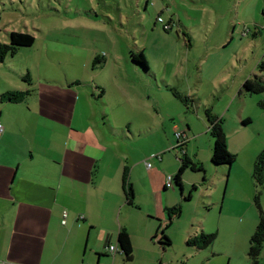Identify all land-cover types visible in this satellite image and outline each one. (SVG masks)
Returning <instances> with one entry per match:
<instances>
[{
    "label": "rangeland",
    "instance_id": "374dc122",
    "mask_svg": "<svg viewBox=\"0 0 264 264\" xmlns=\"http://www.w3.org/2000/svg\"><path fill=\"white\" fill-rule=\"evenodd\" d=\"M261 23L264 0H0V42L8 43L11 31L29 32L35 38L32 45L17 47L0 62V85H27L26 74L36 87H41L39 81L66 84L79 77V89L89 92L83 83H102L103 101L117 110L111 121L121 137L123 128L131 138L135 158L155 166L158 154L182 156L180 148L174 149L175 133L185 131L188 156L196 160L198 151L204 161V171H184L182 191L174 188L180 215L173 216L165 230L171 245L149 254L141 247L132 260L121 252L115 257L103 254L102 264H227V258L212 252L236 249L229 243L242 235L241 224L247 218L236 214L246 205L244 187L252 166L247 161L253 147L251 160L264 148V92L241 90L243 77L259 75L257 64L264 60ZM129 51L143 52L148 68L139 66L142 73L127 58ZM96 55L107 57L102 69H91ZM206 109L222 119L227 149L235 155L231 165L208 159L207 142L213 144L214 139ZM96 110L91 103L89 112L94 115ZM134 117L137 126L146 124L147 129L132 127L131 133L124 127V120ZM247 118L250 121L244 124ZM121 137L115 143H129ZM168 140L172 149L159 150ZM118 149L122 150L106 147L105 155L117 157ZM226 185L235 191L224 197ZM261 201L264 206V193ZM201 232L216 233L212 245L204 249L187 245L189 237ZM79 235L89 251L85 234ZM93 242L104 250L105 242ZM240 251L235 250L231 264L250 260L247 250ZM84 263L96 260L84 258Z\"/></svg>",
    "mask_w": 264,
    "mask_h": 264
},
{
    "label": "crops",
    "instance_id": "0c3cea01",
    "mask_svg": "<svg viewBox=\"0 0 264 264\" xmlns=\"http://www.w3.org/2000/svg\"><path fill=\"white\" fill-rule=\"evenodd\" d=\"M105 58L107 60L106 55ZM89 65L87 58L85 67ZM132 66L141 72L138 65ZM81 82L79 77H73L66 84L49 85L39 81L42 88L34 85L35 94L26 100L18 103L0 100L3 127L0 135V264H88L84 263V258L102 264L103 254L115 257L119 253L113 254L108 246L119 247L117 235L121 228L130 236L132 259L141 247L143 254L166 248L152 237L160 224L168 222L166 208L177 206L176 187L172 180L167 183L166 178L176 173L180 155L161 154L158 163L147 168L145 159L133 156L131 138L124 134L123 128L121 137L118 127L113 125L111 118L117 113L116 107L103 101L104 97L95 98L96 86H102L105 93L106 85L83 83L90 87L88 92L79 89ZM0 86L3 88L0 94L27 88V85L10 83ZM27 101L30 102L26 104ZM91 103L97 107L94 115L89 112ZM137 123L135 117L125 119L124 127L131 133L132 127L139 130L148 127L146 124L137 126ZM119 137L129 143L118 145L115 142ZM116 145L122 149L116 152L119 155L107 158L106 147L111 146L112 152ZM171 146L168 140L159 150ZM212 147V141L208 140V159ZM197 152H194L197 159H191L202 164L204 161ZM253 154L254 147L247 161L252 166ZM252 166L247 171L249 183L244 187L246 205L236 209L240 211L236 214L247 216L241 224L242 235L235 243H229L236 244V249L230 246L212 252L213 256L227 258V264L232 263L235 250L248 249L258 221L259 213L252 201L256 190ZM125 170L133 186L134 205H129L124 196ZM227 191L231 195L235 189L226 185L224 197ZM260 202L264 213L261 198ZM65 210L68 216L66 224H62ZM76 229L83 231L76 232ZM79 234H85L86 245L91 244L89 251L82 246ZM94 239L105 242L104 250L97 249ZM260 258L264 263V244ZM244 264H251L250 260Z\"/></svg>",
    "mask_w": 264,
    "mask_h": 264
},
{
    "label": "trees",
    "instance_id": "16d2710c",
    "mask_svg": "<svg viewBox=\"0 0 264 264\" xmlns=\"http://www.w3.org/2000/svg\"><path fill=\"white\" fill-rule=\"evenodd\" d=\"M163 28L166 30L165 26ZM34 40V36L29 32L11 31L9 33V42H0V62H3L8 54H14L17 47L30 46L34 43ZM127 58L132 62L131 64L138 65L141 68L143 67L145 69L148 68L146 59L142 51H129ZM105 61V55H96L93 58L91 69H95V67L102 68L105 64ZM257 69L259 71V75L257 73H254L253 75H249L244 79L241 86L242 91L249 94H257L264 92V77L262 75V72L264 71V60L259 61V63L257 64ZM25 78L28 80L27 88L25 90H12L3 92L2 94H0V100L3 102L18 103L34 95L36 88L33 86L31 78L28 77V74L25 75ZM96 88L98 89L99 93L97 95L95 94V98H101L102 95H104V88L102 86H96ZM205 114L209 123V132L214 139L210 158L211 162H213L214 164L231 165L235 160V155L227 149L222 119L212 114L208 109L205 110ZM249 121V119H246L243 120V123L246 124ZM184 145L185 143L181 145H176L174 147V149L180 148L182 156L180 155V165L176 173L171 176L174 186H177L180 191L182 190V174L186 169H191L193 171H204V168L201 163L194 162L191 158L186 155ZM251 175L256 188L253 201L258 210L259 216L256 227L249 238L247 255L250 259L251 264H263L260 258V254L264 244V213L262 210L260 198L264 193V148L261 149L260 152L256 155V158L253 162ZM122 187L126 202L129 205H134V190L132 184L128 180L127 170H125V173L123 174ZM193 188L195 187L193 186ZM188 198H190V196ZM166 213L168 217V222L165 223L163 226L161 224L160 226H158L157 232L152 237V239L157 238V236L159 235L157 242L164 246H170L171 240L165 233V230L169 227L171 223V218L173 216L178 217L180 215V207L173 206L170 208H166ZM215 239V232H201L197 235L189 237L186 243L187 245L196 247L197 249H203L212 245ZM117 242L121 249V253L125 257V259L131 260L133 258L132 243L130 240V236L125 228H121L119 230L117 235Z\"/></svg>",
    "mask_w": 264,
    "mask_h": 264
},
{
    "label": "built area",
    "instance_id": "2783aa9c",
    "mask_svg": "<svg viewBox=\"0 0 264 264\" xmlns=\"http://www.w3.org/2000/svg\"><path fill=\"white\" fill-rule=\"evenodd\" d=\"M159 20L161 21L160 18H159ZM165 27L167 28L168 26L165 25ZM2 132H3V127H2V125L0 124V135L2 134ZM175 136H176V138H177V145L184 144V142H185V139L183 138V136H185V132H184V131L176 132V133H175ZM156 157L160 158L161 155L158 154V155H156ZM145 165H146L147 168L150 167V163L147 162V161H145ZM166 179H167V183H170L171 180H172V178H171L170 175L167 176ZM67 216H68L67 211H66V210L63 211V212H62V220H61V223H62V224H66ZM80 218H82V216H81ZM158 238H159V235L157 236L156 239L158 240ZM108 250H109L110 252H112L113 254H115L116 252H119L118 247H117V246H114V245H109V246H108Z\"/></svg>",
    "mask_w": 264,
    "mask_h": 264
},
{
    "label": "water",
    "instance_id": "95a60500",
    "mask_svg": "<svg viewBox=\"0 0 264 264\" xmlns=\"http://www.w3.org/2000/svg\"><path fill=\"white\" fill-rule=\"evenodd\" d=\"M119 248V252H121V249H120V247H118Z\"/></svg>",
    "mask_w": 264,
    "mask_h": 264
}]
</instances>
